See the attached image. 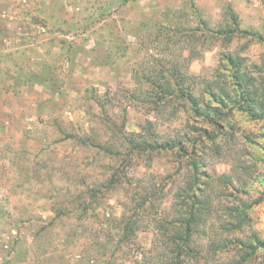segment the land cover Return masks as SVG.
<instances>
[{"label": "rangeland", "instance_id": "374dc122", "mask_svg": "<svg viewBox=\"0 0 264 264\" xmlns=\"http://www.w3.org/2000/svg\"><path fill=\"white\" fill-rule=\"evenodd\" d=\"M227 6L254 36L191 46L154 38L160 27L183 39L176 24L186 33L199 18L217 29ZM259 36L264 0H0V264H167L157 225L177 215L173 195L192 179L191 159L215 213L189 264H264V119L235 113L208 140L211 127L181 99L151 106L143 77L157 60L178 63L199 92L227 52L259 76ZM152 136L180 139L183 152L132 151L130 141ZM242 201L248 224L225 227L232 218L221 206ZM131 214L136 234L118 245ZM250 236L259 242L247 252L212 245Z\"/></svg>", "mask_w": 264, "mask_h": 264}, {"label": "trees", "instance_id": "16d2710c", "mask_svg": "<svg viewBox=\"0 0 264 264\" xmlns=\"http://www.w3.org/2000/svg\"><path fill=\"white\" fill-rule=\"evenodd\" d=\"M191 11L199 18L194 7H191ZM197 21L201 24H195L192 28L185 29L187 30L186 33L184 27L176 24V27L182 30L180 35L182 34L183 39L177 37V40L174 35L168 34L166 30L160 27L157 28L154 38L161 39L163 37L168 44L182 40L191 46L194 42L205 40L210 42L211 40L223 39L230 42L234 36H254L253 32L239 28L238 15L230 6H227L226 12L223 13L225 24L217 29L210 28L204 20L200 21V18ZM150 34V32L149 34L144 32L143 37ZM203 37H205V40H203ZM259 38L264 42L262 36H259ZM221 59L225 62V67H218L212 79L204 81L203 88L199 92L194 88L196 82L193 76H187V74L182 73L178 63H169L164 66L157 63V60L155 62L159 65L157 70L152 66H148L146 69L147 73L143 77L147 76L148 81L152 86L154 85L148 90V93L153 91L154 97H156L150 98L151 106L158 107L160 104L181 99L191 115L196 120L199 119L198 122L200 124L203 123L211 127L209 132L204 129L203 133L204 137L211 141H214L213 139L217 137V133H223L225 127L231 126L235 113L244 114L254 120L264 119V67L263 74L260 73L259 76H254L245 71L244 59L240 55L227 52L222 54ZM222 68L223 70H221ZM34 76L35 74L29 73V78ZM150 135H154V133L151 132ZM135 141L129 142L132 143V151H168L176 149L180 154L184 149L182 141L177 138L158 141L152 136L150 139L144 138L138 142ZM188 143L192 146L195 145L193 140H188ZM189 161L193 165L192 179L189 178L183 185L178 186L173 195L174 203H172L171 208H175L177 215L174 219L168 221L161 219L157 225V229L160 230L161 236L164 237L163 241L167 247V264H189L188 261L196 257L195 255L199 251L194 245L195 235L206 219L215 213V206H213L212 201L205 192L209 181L201 182L196 168V161L193 159ZM114 181L116 182V180ZM108 182L109 184L105 189H110L111 185H113L111 179ZM146 201H148L147 198L144 199L143 205ZM143 205L141 204L140 207H143ZM250 205L251 202L247 201H242L241 204L231 206L229 209L227 205H222L221 207H224L223 211L227 210L232 218V220L226 221L225 227L230 226L231 229L236 231L242 230L249 222L247 209ZM137 219L135 214L122 216L123 232L117 241L118 245L130 241L131 236H135ZM258 242L257 238L250 236L247 240L226 238L221 242L219 241L218 244L214 243L212 245L215 247L219 246L222 249L237 246L247 252L249 248L256 246Z\"/></svg>", "mask_w": 264, "mask_h": 264}]
</instances>
